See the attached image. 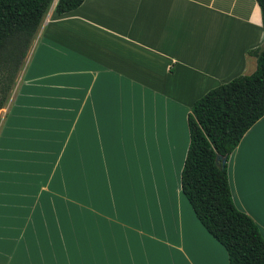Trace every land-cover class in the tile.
<instances>
[{
  "label": "crops",
  "instance_id": "obj_1",
  "mask_svg": "<svg viewBox=\"0 0 264 264\" xmlns=\"http://www.w3.org/2000/svg\"><path fill=\"white\" fill-rule=\"evenodd\" d=\"M55 3L0 108V264H229L181 191L176 140L197 98L254 71L257 1ZM123 168L155 190L116 185ZM227 173L264 238V114Z\"/></svg>",
  "mask_w": 264,
  "mask_h": 264
},
{
  "label": "trees",
  "instance_id": "obj_2",
  "mask_svg": "<svg viewBox=\"0 0 264 264\" xmlns=\"http://www.w3.org/2000/svg\"><path fill=\"white\" fill-rule=\"evenodd\" d=\"M53 1L0 0L2 60L13 51L9 42L33 39ZM256 1L264 28V0ZM82 2L56 0L55 11L67 12ZM248 53L256 58L253 72L209 89L191 105L189 143L180 172L183 195L201 225L225 248L229 264H264V238L252 217L235 205L227 173L230 153L264 114V45ZM10 88L4 85L0 108ZM218 155L226 157L223 167L216 163Z\"/></svg>",
  "mask_w": 264,
  "mask_h": 264
},
{
  "label": "rangeland",
  "instance_id": "obj_3",
  "mask_svg": "<svg viewBox=\"0 0 264 264\" xmlns=\"http://www.w3.org/2000/svg\"><path fill=\"white\" fill-rule=\"evenodd\" d=\"M33 39H29L28 37H24L23 40H21V43H19L17 45V43L14 42H9V49H13L11 56L7 58V60H2L0 58V97L1 95L4 93V85H8L11 84L12 82H14V79L18 77L19 74V69L21 67H23L24 63H25V59L28 56L32 44H33ZM15 45V46H13ZM4 77V78H3ZM14 77V78H13ZM13 79V80H12ZM12 80V82H11ZM180 128H177L178 131V135L177 136H183V133L181 132ZM180 136V137H181ZM188 137H189V132H188ZM135 142H137L138 147L142 146V140H135ZM189 140H176V148H177V160L179 159V152L180 150L184 149V147L186 146V144H188ZM137 144H135V146H137ZM178 164V161H176V165ZM133 169V168H132ZM128 170L125 168L122 169V174L120 175V180L117 182L116 185H124L125 188L127 189V192L130 193V189H138L140 192H142L143 197L146 198L145 194L146 191H142L141 188L143 190H145L144 188H148V190H155V183L156 180H159V177L157 175V177H154L150 174V176L146 175V172L144 173V176L142 177L140 174L137 175L135 173V171L133 170ZM150 177V178H149ZM116 180V176L113 175V180L111 179L112 184H114L113 181ZM123 189V192L126 191V189ZM188 202V201H187ZM191 207V206H190ZM191 210L194 214V211L191 207Z\"/></svg>",
  "mask_w": 264,
  "mask_h": 264
},
{
  "label": "water",
  "instance_id": "obj_4",
  "mask_svg": "<svg viewBox=\"0 0 264 264\" xmlns=\"http://www.w3.org/2000/svg\"><path fill=\"white\" fill-rule=\"evenodd\" d=\"M225 161H226V157H221L220 155H218V156L216 157V163H217L219 166H221V167H223Z\"/></svg>",
  "mask_w": 264,
  "mask_h": 264
}]
</instances>
